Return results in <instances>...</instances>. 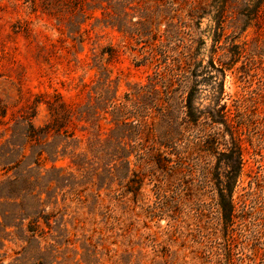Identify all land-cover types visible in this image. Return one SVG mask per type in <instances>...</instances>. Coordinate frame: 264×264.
<instances>
[{"label":"rangeland","instance_id":"1","mask_svg":"<svg viewBox=\"0 0 264 264\" xmlns=\"http://www.w3.org/2000/svg\"><path fill=\"white\" fill-rule=\"evenodd\" d=\"M212 2L0 0V264H264V17Z\"/></svg>","mask_w":264,"mask_h":264},{"label":"trees","instance_id":"2","mask_svg":"<svg viewBox=\"0 0 264 264\" xmlns=\"http://www.w3.org/2000/svg\"><path fill=\"white\" fill-rule=\"evenodd\" d=\"M211 6L218 12V13H226L230 10H237L239 14L244 16L247 19V27L250 25L253 26H261V18L264 17V0H213ZM210 66L214 70H218L213 61L210 62ZM228 109L226 104L221 103V99L215 105V108L212 109L208 114L203 113L202 111L194 108L192 104V96L190 95L188 98L187 104V111H186V122L192 123L194 125L199 124V121L202 117L205 118L206 121H210L209 124L211 125H223L229 126L228 124ZM55 125H58V122L54 120L52 126L53 129H56ZM47 128H50L48 126ZM231 132V141L227 144V149L229 151V158L231 159L233 165L228 173V188L227 193L222 189L220 190V200L221 206L226 214L228 219L232 218L234 205L232 202V195L234 188L236 186L237 178L240 174L241 170V163H242V155H243V146L241 144V139L235 135V133L230 130ZM207 143L209 147H212L215 142L211 137L207 138ZM161 154H159V157ZM157 164L161 166L160 158L156 160ZM132 190L131 192H138L142 187V182L140 180L131 179ZM27 219V218H26ZM37 223L38 220L32 219L27 225V231L31 232L33 235H36L37 232ZM47 225L48 222H46Z\"/></svg>","mask_w":264,"mask_h":264}]
</instances>
